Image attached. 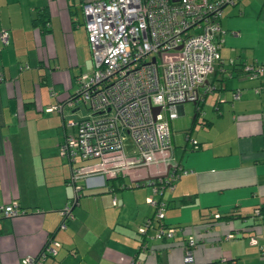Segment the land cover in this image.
<instances>
[{
  "label": "crops",
  "instance_id": "crops-1",
  "mask_svg": "<svg viewBox=\"0 0 264 264\" xmlns=\"http://www.w3.org/2000/svg\"><path fill=\"white\" fill-rule=\"evenodd\" d=\"M79 2L0 0V32L8 31L7 42L0 39V203L24 210L0 218V264H20L49 236L58 245L41 264H264V88L254 90L264 74L250 77L239 65L264 66V0L222 9L218 57L235 65L226 77L207 75L213 89L199 110L190 102L185 127L179 116L191 107L177 106L173 187L158 194L128 176H87L61 227L60 209L72 194L71 164L59 151L69 130L63 119L83 112L67 100L78 75L92 68ZM53 104L62 110L46 109ZM149 197L164 202L172 237L139 233L153 212ZM188 236L195 246L184 262Z\"/></svg>",
  "mask_w": 264,
  "mask_h": 264
},
{
  "label": "built area",
  "instance_id": "built-area-1",
  "mask_svg": "<svg viewBox=\"0 0 264 264\" xmlns=\"http://www.w3.org/2000/svg\"><path fill=\"white\" fill-rule=\"evenodd\" d=\"M238 2L80 0L92 68L78 75L77 88L67 100L83 112L63 119L69 130L59 143V151L71 164L68 181L72 194L60 209L59 226L64 227L73 217L72 207L87 176H128L132 185H149L158 194L173 187L179 171L173 162L170 120L184 102H192L199 110L213 89L206 80L208 74H231L218 57L220 42L216 37L221 33L222 8ZM0 39L7 42V30H1ZM164 51L178 55L165 61ZM243 69L250 77L264 74L260 64H245ZM261 87L264 84L254 90ZM233 95L237 96L238 90ZM46 109L61 111L62 106L53 104ZM190 141L196 146L195 139ZM93 158L95 161L82 163ZM147 201L153 212L138 227L139 233L172 237L176 228L163 221L164 202L152 197ZM21 212L24 210L15 203H0V218ZM152 221L156 223L148 235ZM249 242L255 239L251 237ZM57 245L53 237H47L39 251L24 255L20 264H41L55 253ZM194 246L195 239L188 236L182 244L184 262L192 260Z\"/></svg>",
  "mask_w": 264,
  "mask_h": 264
},
{
  "label": "rangeland",
  "instance_id": "rangeland-1",
  "mask_svg": "<svg viewBox=\"0 0 264 264\" xmlns=\"http://www.w3.org/2000/svg\"><path fill=\"white\" fill-rule=\"evenodd\" d=\"M236 6V5H235ZM225 7H231V5H225ZM225 9V8H224ZM178 55V53L177 52H175V53H173V52H171V51H164L163 53H162V59L163 60H169V59H172V58H174V57H176ZM184 104V107H187V106H189V107H191V113H189V111H188V113H185V115H180L179 116V118L181 119H179V121H180V123L179 124H183L184 123V127L187 125V122H189V118L191 117V115H192V104L190 103V102H184L183 103ZM183 117V118H182ZM178 124V121H177V119L175 120V121H173L172 122V125H177ZM95 159L93 158V159H88V160H84L82 163H86V162H91V161H94Z\"/></svg>",
  "mask_w": 264,
  "mask_h": 264
},
{
  "label": "trees",
  "instance_id": "trees-1",
  "mask_svg": "<svg viewBox=\"0 0 264 264\" xmlns=\"http://www.w3.org/2000/svg\"><path fill=\"white\" fill-rule=\"evenodd\" d=\"M240 1V0H239ZM223 9V8H222ZM45 21V20H44ZM8 32V31H7ZM234 65H235V63L232 61V62H229L228 64H226V66L224 65V67H225V70L226 71H229V72H232V68L234 67ZM239 65H240V70H244L243 69V66H245V64H242L241 62L239 63ZM247 65H249L250 67H253L254 65H256V64H254V63H250V64H247ZM232 74V73H231ZM230 74V75H231ZM221 77H226L227 76V74L226 73H220L219 74ZM195 109H196V107H195ZM191 146L192 147H195L193 144H191ZM88 160V159H87ZM262 211L264 212V208L262 209Z\"/></svg>",
  "mask_w": 264,
  "mask_h": 264
},
{
  "label": "water",
  "instance_id": "water-1",
  "mask_svg": "<svg viewBox=\"0 0 264 264\" xmlns=\"http://www.w3.org/2000/svg\"><path fill=\"white\" fill-rule=\"evenodd\" d=\"M179 47V46H178Z\"/></svg>",
  "mask_w": 264,
  "mask_h": 264
}]
</instances>
